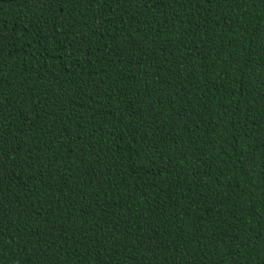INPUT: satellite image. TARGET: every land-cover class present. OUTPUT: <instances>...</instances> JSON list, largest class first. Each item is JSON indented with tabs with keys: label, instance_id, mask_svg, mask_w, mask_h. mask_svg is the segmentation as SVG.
<instances>
[{
	"label": "trees",
	"instance_id": "16d2710c",
	"mask_svg": "<svg viewBox=\"0 0 264 264\" xmlns=\"http://www.w3.org/2000/svg\"><path fill=\"white\" fill-rule=\"evenodd\" d=\"M0 264H264V0H0Z\"/></svg>",
	"mask_w": 264,
	"mask_h": 264
}]
</instances>
